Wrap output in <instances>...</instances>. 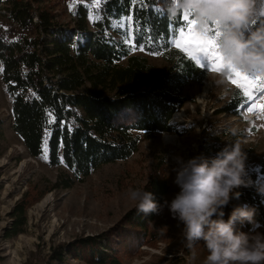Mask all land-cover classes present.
Wrapping results in <instances>:
<instances>
[{
	"label": "trees",
	"instance_id": "trees-1",
	"mask_svg": "<svg viewBox=\"0 0 264 264\" xmlns=\"http://www.w3.org/2000/svg\"><path fill=\"white\" fill-rule=\"evenodd\" d=\"M54 1L0 0V76L12 95L10 128L34 158L43 156L49 132L46 162L59 169L55 182L42 194L71 188L101 166L127 160L143 136L179 132L169 119L194 100L186 92L187 86H201L210 75L173 46L172 40L186 28L187 21L183 16L169 19L167 0H101L92 8L78 2L67 27L53 11L50 4ZM95 16L99 18L90 19ZM147 56L161 58L164 67L157 69ZM248 101L232 91L214 114L242 118L241 105ZM225 129L201 141L196 156L215 157L239 139L234 134L231 140L230 131ZM163 165L164 154L155 161L142 186L162 210L170 192ZM242 180L244 185L235 191L240 193L242 206L255 209V223L244 221L238 230L249 233L264 229V163L245 165ZM40 197L31 193L21 196L12 209L5 237L24 232L27 209ZM233 208L229 203L224 209L225 220ZM157 215L138 213L134 205L113 229L69 243L66 252L89 264H124L122 253L135 252L150 242L148 230ZM62 248H54L43 264L63 263ZM176 260L168 264H180Z\"/></svg>",
	"mask_w": 264,
	"mask_h": 264
},
{
	"label": "rangeland",
	"instance_id": "rangeland-1",
	"mask_svg": "<svg viewBox=\"0 0 264 264\" xmlns=\"http://www.w3.org/2000/svg\"><path fill=\"white\" fill-rule=\"evenodd\" d=\"M78 2L90 8L96 6L95 0H56L50 4L64 27L72 24ZM65 30L68 31V28ZM184 30L187 31V26ZM78 38L82 41L81 36ZM174 39L172 43L176 47ZM147 60L159 70L164 67L159 57L147 56ZM203 68L209 71V77L201 86L191 83L186 88L194 100L186 102L178 110L182 113L181 118L174 119L175 112L169 119V123L175 125L179 132L143 136L139 148L127 160L105 164L76 181L71 188H56L44 194L43 191L57 179L59 169L49 166L43 156H30L10 128L12 95L0 76V121L3 127V137L0 139V264H43L59 245H63L65 260L54 264H89L70 256L66 252L67 244L113 229L136 203L129 197L130 190L142 188L155 161L163 154L162 172L170 184V192L165 196V209L149 227L152 235L150 242L140 245L135 252L122 253V261L124 264H168L169 260L177 259L180 264H189L191 252L182 243L183 225L172 217L167 207V203L179 192V187L174 183L175 169L178 168L176 157L186 162L196 156L201 141L226 128L231 133V140L235 138L233 131L238 134L239 139L231 143H239L245 154L244 166L264 163V89L254 92L253 99L241 109L242 118L226 113L215 115V109L224 105L230 92L243 94V90L229 79L227 84L217 83L207 62ZM165 133L176 135L178 143L166 141ZM223 139L227 144L228 137ZM25 193L41 197L27 209L24 232L7 238L4 232L11 226L12 209ZM46 196L48 203L40 210L35 208L36 203ZM230 204L234 208L242 206L238 199L231 200ZM240 226L241 222H238L236 228ZM256 231L264 233L263 228ZM100 243L104 246V239ZM194 251L195 259L191 260V264H204L207 251L203 244H196Z\"/></svg>",
	"mask_w": 264,
	"mask_h": 264
},
{
	"label": "clouds",
	"instance_id": "clouds-1",
	"mask_svg": "<svg viewBox=\"0 0 264 264\" xmlns=\"http://www.w3.org/2000/svg\"><path fill=\"white\" fill-rule=\"evenodd\" d=\"M165 9L169 19L191 17L200 36L215 29L216 52L223 65L213 71L217 83L227 84L233 74L264 81V0H167ZM244 159L239 143L226 145L212 158L197 155L185 162L176 157L174 183L179 192L166 203L172 217L183 225L189 264L200 241L207 251L204 264H264V233L236 228L238 222L254 224L255 209L238 206L227 220L223 218L231 199L240 196L235 189L244 185ZM129 197L138 213L162 210L145 186L130 190Z\"/></svg>",
	"mask_w": 264,
	"mask_h": 264
},
{
	"label": "snow or ice",
	"instance_id": "snow-or-ice-1",
	"mask_svg": "<svg viewBox=\"0 0 264 264\" xmlns=\"http://www.w3.org/2000/svg\"><path fill=\"white\" fill-rule=\"evenodd\" d=\"M99 0H95L96 6H98ZM69 9H72V5H69ZM98 16L90 17V19H98ZM129 20L131 17L128 18ZM183 19L187 21V31L185 32L184 28L180 29L178 37L174 39V43L177 48H181L183 51L187 52L192 60L196 62L199 67H204L205 62L208 63V66L213 71H219L222 69L223 65L220 60L218 52H216L215 45V29L209 28L206 30L207 34L205 36H200L194 30V21L189 19L188 15H184ZM116 26V25H114ZM123 26V22L121 25ZM129 42V41H126ZM202 61L204 63H202ZM2 71V68H0ZM235 77V78H233ZM231 83L235 84L237 88L243 90L244 96L248 98L249 101L253 99V94L257 90L264 89V81H261L259 78L245 76L240 74H233L228 77ZM244 107V105H241ZM52 123V121H49ZM71 129H69L70 131ZM49 132H46L45 140H44V148H43V159L47 160V152H48V136ZM61 162H63V158H61Z\"/></svg>",
	"mask_w": 264,
	"mask_h": 264
},
{
	"label": "bare ground",
	"instance_id": "bare-ground-1",
	"mask_svg": "<svg viewBox=\"0 0 264 264\" xmlns=\"http://www.w3.org/2000/svg\"><path fill=\"white\" fill-rule=\"evenodd\" d=\"M205 91L206 89L204 88V92ZM181 117H182V113L178 111L173 115L174 119L181 118ZM164 137H165L164 139L168 142L178 143V139L176 135H168L167 133H165ZM48 201H49L48 196L44 197L41 201L36 203L35 208H37L38 210L42 209L48 203Z\"/></svg>",
	"mask_w": 264,
	"mask_h": 264
}]
</instances>
